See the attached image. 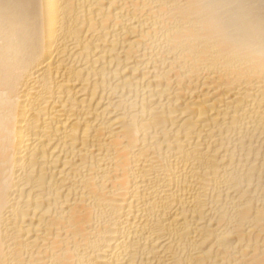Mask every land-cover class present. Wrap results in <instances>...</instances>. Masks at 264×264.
<instances>
[{
    "label": "bare ground",
    "instance_id": "6f19581e",
    "mask_svg": "<svg viewBox=\"0 0 264 264\" xmlns=\"http://www.w3.org/2000/svg\"><path fill=\"white\" fill-rule=\"evenodd\" d=\"M0 264H264V0H0Z\"/></svg>",
    "mask_w": 264,
    "mask_h": 264
}]
</instances>
